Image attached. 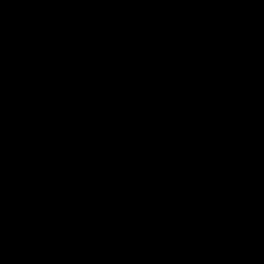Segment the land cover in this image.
<instances>
[{
    "label": "water",
    "instance_id": "obj_1",
    "mask_svg": "<svg viewBox=\"0 0 264 264\" xmlns=\"http://www.w3.org/2000/svg\"><path fill=\"white\" fill-rule=\"evenodd\" d=\"M0 264H264V0H0Z\"/></svg>",
    "mask_w": 264,
    "mask_h": 264
}]
</instances>
